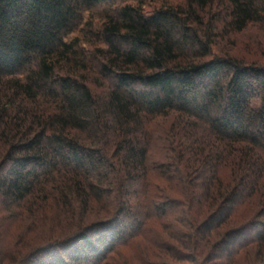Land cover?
<instances>
[{
    "label": "trees",
    "instance_id": "1",
    "mask_svg": "<svg viewBox=\"0 0 264 264\" xmlns=\"http://www.w3.org/2000/svg\"><path fill=\"white\" fill-rule=\"evenodd\" d=\"M146 2L0 0V264H264V0Z\"/></svg>",
    "mask_w": 264,
    "mask_h": 264
},
{
    "label": "rangeland",
    "instance_id": "2",
    "mask_svg": "<svg viewBox=\"0 0 264 264\" xmlns=\"http://www.w3.org/2000/svg\"><path fill=\"white\" fill-rule=\"evenodd\" d=\"M180 0H147L146 2V5H145V8L146 10H149L151 9L152 7H157L158 5L161 6L163 2H169V3H178ZM235 51L238 55L240 56H245L246 58H250V59H259L260 56H259V52L257 50H255L253 48V43H252V37L248 34L246 35H241L239 38H238V45L237 47L235 48ZM17 223V221L15 222V224ZM10 225V224H9ZM4 226L7 227V225H5L3 223V228H5ZM13 226V224H12ZM22 229V230H21ZM46 229V228H45ZM13 227L8 231V234H6V238L8 237L9 240L7 241H15V238L17 237L18 235V231L23 232L24 229H23V224L20 225V228L19 230H17L15 233L13 232ZM8 235V236H7ZM31 235H33V238L35 236L34 232L32 234H29L28 237H31ZM127 254L129 253L130 255V250H126Z\"/></svg>",
    "mask_w": 264,
    "mask_h": 264
}]
</instances>
